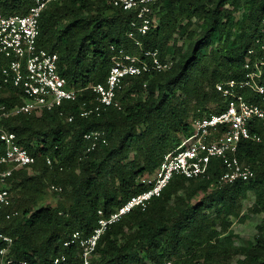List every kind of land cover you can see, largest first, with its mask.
I'll return each mask as SVG.
<instances>
[{"label":"trees","instance_id":"16d2710c","mask_svg":"<svg viewBox=\"0 0 264 264\" xmlns=\"http://www.w3.org/2000/svg\"><path fill=\"white\" fill-rule=\"evenodd\" d=\"M33 4L0 0V12L24 15ZM155 7L157 26L143 38V48L158 49L162 60L172 57V67L128 78L117 94L122 109L110 107L88 118L80 116V108L94 101L91 86L106 81L111 46L140 53L127 37L134 13L112 0H56L43 10L39 46L59 55L60 74L79 95L54 110L0 118V128L14 133L36 158L5 183L19 212L0 221L1 233L14 240L10 256L52 264L74 231L93 232L99 210L109 216L150 187L141 178L156 173L164 156L194 133V120L224 108L216 84L244 76L251 47L252 61L264 62L255 44L264 40V0H159ZM7 62L0 55V68ZM21 102L17 89L0 88V108ZM253 126L262 130L260 123ZM93 130H104L109 143L86 153L84 135ZM238 157L252 165L250 181L217 185L224 170L219 160L212 161L210 178L175 175L146 209L136 208L109 227L92 264H228L239 254L244 256L239 264H264V224L248 247L234 246L230 230L248 191L258 198L252 211H264V143L243 141ZM53 184L63 188L56 206L44 202Z\"/></svg>","mask_w":264,"mask_h":264},{"label":"built area","instance_id":"2783aa9c","mask_svg":"<svg viewBox=\"0 0 264 264\" xmlns=\"http://www.w3.org/2000/svg\"><path fill=\"white\" fill-rule=\"evenodd\" d=\"M56 0H34L28 13L3 15L0 12V55L8 62L0 68V88L12 86L22 98L20 104L12 107L2 106L0 118L35 113L43 110L60 108L65 101H75L79 91L68 87L65 77L60 74L59 55L39 46L40 18L47 5ZM159 0H112L113 5L124 11L133 12L127 32L140 53H131L125 47L111 46L112 66L104 83L91 86L94 101L82 103L80 116L88 118L103 110L113 107L122 109L118 91L127 83L128 78L152 75L169 70L170 60H162L158 49H144L143 38L157 26L155 6ZM264 33V15L261 19ZM255 44L264 52L263 38H257ZM255 49L251 47L245 62V74L240 78H231L216 84V89L224 97V108L203 118L194 120V133L185 138L179 146L168 152L153 178L143 179L150 187L133 195L117 211L106 216L98 211V224L89 235L74 231L63 244V250L53 259L52 264H92L97 248L109 227L119 222L124 215L136 208L146 209L154 197L161 195L175 175L188 179L210 178V167L214 160L223 164V172L217 179V185L248 182L255 177L252 165L238 157L243 141L264 143V62L252 61ZM247 94L258 96L261 101L247 98ZM74 116L68 117L73 121ZM257 122L262 130L255 129ZM0 221L10 220L19 214L13 208L11 192L5 187L6 180L13 172L33 165L36 158L17 143L16 135L0 128ZM88 143L86 153L100 146L108 145L104 130H93L84 135ZM49 167L53 160L46 158ZM62 170L63 167H60ZM54 192H62L59 185H51ZM0 242L5 245L0 249V264H28L10 256L14 240L1 233ZM163 264H173L166 260Z\"/></svg>","mask_w":264,"mask_h":264},{"label":"rangeland","instance_id":"374dc122","mask_svg":"<svg viewBox=\"0 0 264 264\" xmlns=\"http://www.w3.org/2000/svg\"><path fill=\"white\" fill-rule=\"evenodd\" d=\"M237 16L238 18H241L240 14H237ZM196 28L199 29L198 26ZM169 60L171 63L173 62L172 57H169ZM211 107L215 108L213 104H211ZM154 175L155 173L147 174L141 178V181H143V179L153 178ZM62 199V194H55L53 190L49 189L45 194L44 202L49 205L56 206L58 202ZM257 200L258 198L254 191H248L246 197L241 199L239 203L241 206L240 214L235 217H232V225L230 226V230L233 232L232 240L234 246L248 247L254 244L256 235L258 233V228L260 225L264 224V211L259 213H254L252 211V207L257 203ZM243 258L244 256L239 254L233 257L228 264H239V261Z\"/></svg>","mask_w":264,"mask_h":264}]
</instances>
